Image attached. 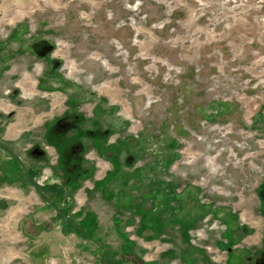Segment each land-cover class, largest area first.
<instances>
[{
    "label": "rangeland",
    "instance_id": "374dc122",
    "mask_svg": "<svg viewBox=\"0 0 264 264\" xmlns=\"http://www.w3.org/2000/svg\"><path fill=\"white\" fill-rule=\"evenodd\" d=\"M0 45V114L25 120L43 99L38 111L56 104L61 115L76 98L69 110L105 136L109 154L87 145L95 174L74 194L75 223L81 212L110 228L118 218L123 247L118 234L116 253L100 244L83 255L76 242L59 264H164L158 254L185 235L209 264H254L264 241V0H0ZM53 65L60 79L45 78ZM115 168L110 203L95 183Z\"/></svg>",
    "mask_w": 264,
    "mask_h": 264
},
{
    "label": "crops",
    "instance_id": "0c3cea01",
    "mask_svg": "<svg viewBox=\"0 0 264 264\" xmlns=\"http://www.w3.org/2000/svg\"><path fill=\"white\" fill-rule=\"evenodd\" d=\"M40 44L43 47L47 46L49 43L41 42ZM3 50L5 51V48L0 45V51ZM48 68L49 71H45V78H55L54 76L56 74L60 76L58 70L53 72V66H49ZM35 76L36 74L30 73L27 74L25 78L23 77V87H26L25 93H27V97L31 96L34 91L35 82L33 79ZM37 90L40 92L44 90L43 78L39 79ZM15 92L18 93L20 91L17 90ZM54 92L56 94L61 92V90H55ZM49 93L50 96H54L53 92L50 91ZM42 101L43 99H40L32 103L33 106L30 108L32 110H27L26 115H29L28 117H24L25 120L20 119L14 122L11 121L13 117L9 120L6 118L8 115H0V124L3 126L0 136V264H48L49 259L59 264L60 259H70L72 250L70 251L68 247L72 246V248H74L76 242L82 247L81 250L83 255L86 254V251L93 254H95L94 252L96 251H102L97 250L99 249L97 246L100 244L116 253L118 251L112 247L111 240L114 238V234H118L119 241L121 240L120 249H122V236L121 233L117 232V230H121L120 219H114L113 226L110 228L103 223L101 217L95 214L93 215L92 213H88L90 214V216H88L81 212L83 219L79 227L81 232L83 231L85 234L83 233V238L77 237V231L68 233L64 230L66 228L64 220H68L70 216L63 217L62 220L59 216L55 217L56 213L54 214V212L51 211L53 204L49 203L52 200L48 201L46 197L41 194L43 191L42 187H46L45 183L48 182V174L49 176L51 175V173L48 170H44V168H48V166H50L49 164H54L55 155L52 154L49 149H54L60 164H64L67 155L70 154L71 149L76 144L74 138L71 137V135L75 134V131H72L71 134V128L67 126L69 122H72L70 116L73 115L80 118L78 120V125L80 131L82 130V136L86 129L83 128L85 122L84 117H81L82 115L80 114L74 115L75 113L69 110L72 107L71 103L74 101L78 102V99H66L65 105L68 104L69 107L67 105L61 115H59L61 107L56 104H51L50 107H47L45 110L38 111L39 104ZM55 111L58 113L49 118V115L53 114ZM12 114L14 115V113ZM27 124L30 126L26 127ZM42 125H44L42 137H37V141L32 142L33 144L25 145L29 139L31 140V135L33 136L36 126L39 127ZM63 131L65 132L60 133ZM58 134L65 136L59 137L57 136ZM38 140H42V142ZM89 140L92 141L91 138ZM18 144L27 146L26 149L29 151H26V154H22L18 150H15ZM87 145H91L90 149H93L96 155L102 157L101 150L97 144L92 142ZM37 150L41 153L44 151L43 154L47 156L46 158L48 160H46V158L41 159L37 157V155L34 154ZM50 157L52 159L51 162ZM111 165L114 167L115 163ZM50 168L54 167L51 165ZM116 168L113 172L109 171L110 173H107L103 179L95 183L102 191L105 201L110 203H117V201H114L117 195L115 189L110 186V182L107 183V181H112L113 178H117L118 171ZM60 170L63 169H59L57 173L60 172ZM54 187H57V185H54ZM36 196L42 201L40 200V202H37ZM46 209L51 212H45L44 210ZM32 227L36 232L27 231ZM182 241L183 242L176 241L173 249L170 251H167L168 249H163V251L158 254L159 259L163 260L164 264H201L202 258L205 260L203 251H199L192 247L187 235H185V238H182ZM63 245H67V250L66 248H64L65 250L63 249ZM34 248L38 249V251H35L36 253L32 252ZM133 250L134 245H132L130 253L139 258L135 253L136 251L134 250L133 252ZM147 253L148 252L143 253L144 256L140 258L147 256ZM150 264H160V261H154ZM204 264L209 263L206 261Z\"/></svg>",
    "mask_w": 264,
    "mask_h": 264
},
{
    "label": "flooded vegetation",
    "instance_id": "af4514ba",
    "mask_svg": "<svg viewBox=\"0 0 264 264\" xmlns=\"http://www.w3.org/2000/svg\"><path fill=\"white\" fill-rule=\"evenodd\" d=\"M55 65L57 66L58 63L57 64L55 63ZM54 69H56V68L53 65V72H55ZM53 75H55V74H53ZM58 76L59 75L56 74L54 77H56L57 79H60V76H59V78H58ZM74 100H77V99L75 98ZM12 117H13V114H10L6 118L10 120ZM71 118H72V122H69V125H67V126L71 128L70 129L71 134H72V131H75V134L71 135V137L74 138L76 144L71 149L70 154L69 155L66 154L67 157L65 159L64 164H60L58 157H57V166L56 167L53 166L52 164L47 163L50 166H48V168H44V170H48L51 173V175L49 176V174H48V176H47V177H49V178H47L48 182L45 183L46 187H42L43 191L41 193L42 196L48 195L50 200H52V201L49 200L50 201L49 203L53 204L51 211L54 212V214L56 213L57 215L55 214V217L59 216V218L61 220L63 219V217H69V216L74 217V214H75L74 210H73L74 200H75L74 194H75L77 189L81 188V186L84 182H86V181H88L94 177L95 168L92 165V163H89L85 159V154L88 151L87 144L94 142L95 144H97L99 146L101 151L103 149L105 154L109 152L106 150V146H104V144H105L104 133L98 132L96 130V128H97L96 125H98L96 122L92 123V128H89V131L85 130V133L82 136L81 135L82 130L80 131L79 125H78V120L80 118L78 116H73V115L70 116V119ZM83 127H84V125H83ZM64 132L65 131L60 132V133H64ZM1 134H2V130L0 131V136H1ZM57 136L64 137L65 135L58 134ZM80 137H82V138H80ZM90 138L92 139V141L89 140ZM34 154L37 155V157H39L41 159H44L47 157L46 155L42 154L40 151L38 153L35 152ZM106 156H108V155H106ZM46 160H48V159L46 158ZM51 165L54 168H50ZM59 169H63V170H60V172L57 173V171ZM109 182H111V181H107V183H109ZM54 185H57V187H54ZM57 208H60L59 211H57ZM61 212H63L62 215H61ZM76 214H78V213L76 212ZM64 230L66 232L74 231V229H72V228L68 229V226ZM262 246H263L262 251L256 253L253 256L254 264H258L260 261H262L264 263V241H263ZM246 252L249 253L248 251H246ZM125 257L127 258V260L129 262H132V263H135L134 260H136L138 258L135 255H132L131 253L126 254ZM259 264H261V263H259Z\"/></svg>",
    "mask_w": 264,
    "mask_h": 264
},
{
    "label": "trees",
    "instance_id": "16d2710c",
    "mask_svg": "<svg viewBox=\"0 0 264 264\" xmlns=\"http://www.w3.org/2000/svg\"><path fill=\"white\" fill-rule=\"evenodd\" d=\"M104 151H101V155L102 156H105L104 155ZM63 214V212H61V215ZM78 216V215H77ZM77 216H74L73 218H69L68 220H64V222H65V224L68 226V229H74V231H77V232H79V230H81L80 229V227H79V224L77 225V223H75L76 221H75V219L77 218ZM66 226V227H67ZM78 226V227H77ZM132 243H130V247L129 246H127L125 249V252H126V254H129L130 253V250H131V247H132ZM126 256V255H125ZM124 256V257H125ZM117 264H121V260H119V261H115Z\"/></svg>",
    "mask_w": 264,
    "mask_h": 264
},
{
    "label": "water",
    "instance_id": "95a60500",
    "mask_svg": "<svg viewBox=\"0 0 264 264\" xmlns=\"http://www.w3.org/2000/svg\"><path fill=\"white\" fill-rule=\"evenodd\" d=\"M49 45V44H48ZM50 49V51H52L54 49V47L50 46L48 47ZM60 66V62H58V65L56 66V68H58ZM44 153V151H42V154Z\"/></svg>",
    "mask_w": 264,
    "mask_h": 264
},
{
    "label": "bare ground",
    "instance_id": "6f19581e",
    "mask_svg": "<svg viewBox=\"0 0 264 264\" xmlns=\"http://www.w3.org/2000/svg\"><path fill=\"white\" fill-rule=\"evenodd\" d=\"M35 4V3H34ZM11 7V6H10ZM13 9V8H12Z\"/></svg>",
    "mask_w": 264,
    "mask_h": 264
}]
</instances>
